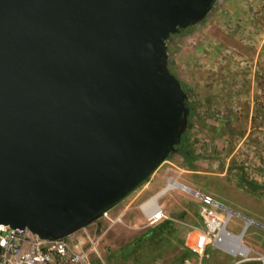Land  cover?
I'll return each instance as SVG.
<instances>
[{
	"label": "water",
	"instance_id": "1",
	"mask_svg": "<svg viewBox=\"0 0 264 264\" xmlns=\"http://www.w3.org/2000/svg\"><path fill=\"white\" fill-rule=\"evenodd\" d=\"M216 1L0 0V224L67 237L179 152L166 41Z\"/></svg>",
	"mask_w": 264,
	"mask_h": 264
},
{
	"label": "rangeland",
	"instance_id": "2",
	"mask_svg": "<svg viewBox=\"0 0 264 264\" xmlns=\"http://www.w3.org/2000/svg\"><path fill=\"white\" fill-rule=\"evenodd\" d=\"M213 8L201 23L166 41L169 69L183 84L192 107L185 131L198 156L197 170L190 171L179 154L173 155L150 177L151 184L149 179L111 210V216L123 215L121 221L100 218L86 226L84 230L98 240L93 264H182L185 232L155 250L143 245L135 252L123 251L151 227L145 225L140 205L163 190L168 177L237 212L228 231L237 234L244 217L253 220L242 242L254 250L252 256L264 255V91L257 89L264 87V65L260 82L255 68L256 53L264 55V0H217ZM153 181L158 185L152 189ZM192 197L191 191L173 188L158 202L172 218L186 211L183 220L174 219L188 227L196 221L187 204ZM207 250L203 264H235L241 259L212 246ZM248 262L260 264H238Z\"/></svg>",
	"mask_w": 264,
	"mask_h": 264
},
{
	"label": "built area",
	"instance_id": "3",
	"mask_svg": "<svg viewBox=\"0 0 264 264\" xmlns=\"http://www.w3.org/2000/svg\"><path fill=\"white\" fill-rule=\"evenodd\" d=\"M172 180L170 177L166 178L164 193L173 189L169 187ZM183 187L201 202L198 214L202 219V226H188L190 233L186 235L183 246L191 256L184 258L182 264H202L208 257L209 246L232 257H240L235 264L241 261H257L264 264V255L252 256L254 250L242 241H237V237L248 228L246 220L238 234L228 231L227 226L232 216L239 215L237 212L208 194ZM154 196L140 205L146 226L156 225L165 219L173 220L164 213L158 199L154 204L145 205ZM110 213L111 210L105 212L101 218H107L110 223L122 220V214L111 216ZM79 231L64 238L51 240L40 238L27 228H12L0 224V264H93L91 254L97 253L98 240L92 238L86 230L82 233H78ZM191 233H194L192 237Z\"/></svg>",
	"mask_w": 264,
	"mask_h": 264
},
{
	"label": "trees",
	"instance_id": "4",
	"mask_svg": "<svg viewBox=\"0 0 264 264\" xmlns=\"http://www.w3.org/2000/svg\"><path fill=\"white\" fill-rule=\"evenodd\" d=\"M213 10H214V8H212V10L210 11V13L208 15H210ZM205 18L203 20H205ZM201 22H199V23H201ZM189 28L190 27H188L186 29H189ZM186 29H181L180 33L185 31ZM171 36L172 35H170L169 38ZM182 88L184 89L183 84H182ZM190 104L191 103L187 101V105L189 107V112H188V116H187L188 124H190V120L192 117V110H191L192 107ZM177 154H179L182 157L183 165L186 166L190 171H196L197 170V166L195 165V161L197 160L198 156L194 154V152L192 151V149L190 148V146L188 144L187 130L181 136L180 150ZM170 158H172V156L169 157L168 159H170ZM187 204L189 206H191L194 210V215L196 217V221H194L193 224H195L197 226H202V219L198 214L201 202L192 197V200H188ZM185 215H186V211L182 210L179 213V215L177 217H174V218H178L180 220H183V217ZM188 229H189V227H185L184 225L178 224L174 220L165 219V220L157 223L156 225H153V226L147 228L141 235H139L133 241H131L130 245L126 246L127 247L126 250H123V251H126V253L135 252L136 250L143 248V245H149L151 247H154L153 250H155L157 247H159V245L162 244L163 241H166L167 243H169V242H171L172 239H178L179 234L182 232L183 233L186 232ZM187 256L189 257L190 253H188L187 251H184L182 254V258H181L182 259L181 263L183 262V259ZM245 264H253V262H248Z\"/></svg>",
	"mask_w": 264,
	"mask_h": 264
},
{
	"label": "crops",
	"instance_id": "5",
	"mask_svg": "<svg viewBox=\"0 0 264 264\" xmlns=\"http://www.w3.org/2000/svg\"><path fill=\"white\" fill-rule=\"evenodd\" d=\"M255 56V55H254ZM255 58H257V60H259V62H258V65L256 64V66H255V68L257 69V72H256V77H257V79H258V81L260 82L261 81V79H260V77L262 76L261 75V72L262 71H260V68L264 65V55H260L259 56V52H257L256 53V57ZM264 68V67H263ZM257 89H258V92H260V90H262L263 89V91H264V87H257ZM151 182V179H150V181L148 182L149 184H151L150 183ZM154 182V181H153ZM158 185V182L157 183H153L152 184V186L150 187V188H154V187H156ZM161 189V188H160ZM157 191H159V190H156V192ZM155 192V193H156ZM194 198V197H193ZM119 214H121V213H119ZM168 216V215H167ZM170 218H172V217H170ZM174 221L176 220V219H174V218H172ZM177 222H178V220H177ZM192 225H195V224H192ZM195 226H197V225H195ZM197 227H201V226H197ZM188 233H190L189 232V229L185 232V234H184V238H183V242L185 241V237H186V235L188 234ZM233 233V232H232ZM75 234V233H74ZM238 234V233H237ZM194 235V233H191L190 234V237H192ZM73 236V235H72ZM76 235H74L73 237H75ZM225 254V253H224ZM191 256V255H190ZM188 257V256H187ZM186 258V257H185ZM193 258V257H192ZM203 264V263H202Z\"/></svg>",
	"mask_w": 264,
	"mask_h": 264
},
{
	"label": "bare ground",
	"instance_id": "6",
	"mask_svg": "<svg viewBox=\"0 0 264 264\" xmlns=\"http://www.w3.org/2000/svg\"><path fill=\"white\" fill-rule=\"evenodd\" d=\"M183 186H184L183 184H181L180 182L176 181L175 179H173L170 182V184H169V187H172V188H181V189H184ZM164 191H165V189H163L162 191H160L159 193H157L150 201L146 202L145 205H147V204H154L155 200L158 199L164 193ZM244 219L247 222V226L252 222V220H250V219H247V218H244ZM243 234H244V232L237 237V241L238 242L239 241H242Z\"/></svg>",
	"mask_w": 264,
	"mask_h": 264
}]
</instances>
